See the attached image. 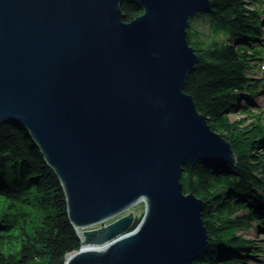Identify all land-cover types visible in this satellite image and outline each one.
<instances>
[{
  "label": "water",
  "instance_id": "obj_1",
  "mask_svg": "<svg viewBox=\"0 0 264 264\" xmlns=\"http://www.w3.org/2000/svg\"><path fill=\"white\" fill-rule=\"evenodd\" d=\"M123 2L140 14L124 21ZM210 7L0 0V127L24 130L61 182L81 239L64 264H192L207 251L205 203L180 175L235 160L184 91L198 61L187 27Z\"/></svg>",
  "mask_w": 264,
  "mask_h": 264
},
{
  "label": "trees",
  "instance_id": "obj_2",
  "mask_svg": "<svg viewBox=\"0 0 264 264\" xmlns=\"http://www.w3.org/2000/svg\"><path fill=\"white\" fill-rule=\"evenodd\" d=\"M123 20L140 14L121 4ZM264 0H211L209 10L190 19L187 40L198 57L184 91L207 117L211 129L231 143L234 162L221 159L183 166L185 193L204 203L207 251L192 264H232L257 251L237 229L264 230V125L244 107L230 119L241 91L256 93L246 72L264 47ZM206 24V31L197 27ZM261 40L258 44L254 41ZM61 182L40 148L11 124L0 127V264H64L81 239L71 224ZM136 217L133 227L138 223Z\"/></svg>",
  "mask_w": 264,
  "mask_h": 264
},
{
  "label": "rangeland",
  "instance_id": "obj_3",
  "mask_svg": "<svg viewBox=\"0 0 264 264\" xmlns=\"http://www.w3.org/2000/svg\"><path fill=\"white\" fill-rule=\"evenodd\" d=\"M261 17L264 18V12H262ZM197 27L206 31V24H201L200 21H198ZM261 38L264 39V34L261 36ZM260 41L261 40L259 39L254 41L252 44H258ZM262 51L263 52L261 54H258V56L251 61V68L246 72V77L249 79L250 84H255L256 88H259V90L256 93L241 91L240 97L235 103L236 108L228 114L229 118L232 120L243 118L244 114L241 112V110L244 107H247L253 112L258 111V113L261 114L262 124L264 125V47ZM143 205V202L140 201L130 207V210L134 212L135 217H138L139 219L143 213ZM235 232L245 239L246 243L253 247L257 253L255 257H246L244 259L236 260L233 261L232 264H264V230L247 227L237 229Z\"/></svg>",
  "mask_w": 264,
  "mask_h": 264
},
{
  "label": "bare ground",
  "instance_id": "obj_4",
  "mask_svg": "<svg viewBox=\"0 0 264 264\" xmlns=\"http://www.w3.org/2000/svg\"><path fill=\"white\" fill-rule=\"evenodd\" d=\"M229 162H232V161H229Z\"/></svg>",
  "mask_w": 264,
  "mask_h": 264
}]
</instances>
